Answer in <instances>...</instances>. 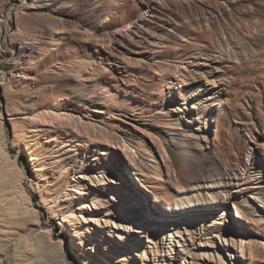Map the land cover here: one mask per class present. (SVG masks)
<instances>
[{
  "label": "rangeland",
  "instance_id": "1",
  "mask_svg": "<svg viewBox=\"0 0 264 264\" xmlns=\"http://www.w3.org/2000/svg\"><path fill=\"white\" fill-rule=\"evenodd\" d=\"M0 8V264H264V0Z\"/></svg>",
  "mask_w": 264,
  "mask_h": 264
},
{
  "label": "bare ground",
  "instance_id": "2",
  "mask_svg": "<svg viewBox=\"0 0 264 264\" xmlns=\"http://www.w3.org/2000/svg\"><path fill=\"white\" fill-rule=\"evenodd\" d=\"M32 7V6H31ZM34 7V6H33ZM3 8V7H2ZM2 8H0V14L2 13V11H1V9ZM34 12V11H33ZM58 12V11H57ZM61 14V13H60ZM93 14V13H92ZM2 15V14H1ZM89 15V14H88ZM88 15H86V20L88 19L89 20V17H88ZM92 15H90V18H92L91 17ZM94 16V15H93ZM97 16V15H96ZM88 17V18H87ZM95 17V16H94ZM41 20V19H40ZM52 26H54V27H56L57 26V24H58V22L57 21H55L54 19H50L49 21H48ZM66 23H67V21H65ZM71 24H76V25H78L79 27L83 24V22L82 21H80V20H74V22H70ZM49 25V24H48ZM3 26V25H2ZM42 26V25H41ZM85 26V25H84ZM47 29V28H46ZM50 29H52V28H50ZM81 29V28H80ZM1 30H2V28H1ZM95 33V32H94ZM100 35V34H99ZM40 37V36H39ZM43 39V38H42ZM41 39V40H42ZM39 40V39H38ZM89 42H90V44L94 47V46H96L97 45V43H102V44H105L106 42H108V39H106V38H98V37H90V39H89ZM22 45V44H21ZM32 47V46H31ZM27 48H29V47H27V46H21L20 47V49L18 50V52H17V54H16V56L12 59V61H13V63L15 62V64L13 65V69H15V71H16V69H18L19 67H20V62L23 60V57L27 54ZM36 48H37V46H36ZM33 49V48H32ZM31 49V50H32ZM36 51V50H35ZM34 52V51H33ZM33 53L31 52V55H32ZM31 59V58H30ZM21 63H23V62H21ZM24 63H25V60H24ZM79 64L81 65V67L83 68V70H86V69H90V70H92V63H91V61H90V59H89V57L88 56H86V55H83L82 57H81V60L79 61ZM60 65V64H59ZM21 68V67H20ZM19 70V69H18ZM13 71V70H12ZM11 72V71H10ZM23 73V72H22ZM82 71H80L78 74L80 75V76H82ZM92 73V72H91ZM14 73H11L10 75H11V77H13L14 75H13ZM17 74V73H16ZM19 74V73H18ZM37 78L38 79H42L43 78V76L42 75H37ZM82 78L84 79V80H86L85 79V77L84 76H82ZM69 80V79H68ZM40 83V82H39ZM90 89V88H89ZM83 92V91H82ZM97 98V97H96ZM127 104H124V106H126ZM121 113V112H120ZM189 121V120H188ZM210 125V124H209ZM174 138V137H173ZM173 140V139H172ZM171 140V141H172ZM175 144V143H174ZM172 145V144H171ZM187 150H189V151H191L190 149H187ZM197 152V151H196ZM174 153V152H173ZM191 153H195V152H193V151H191ZM213 160V159H212ZM214 166V165H213ZM199 167H205V165H200ZM196 171H197V169H194V174L196 173ZM203 171H205V169L203 170ZM2 174V171H1V169H0V175ZM5 174H7V173H5ZM9 175V174H8ZM200 175V174H199ZM218 175V174H217ZM103 176V175H102ZM104 177V176H103ZM8 178V177H7ZM179 178V180H181V178L180 177H178ZM210 178V177H209ZM208 179V178H207ZM9 180H11V179H9ZM12 180H13V178H12ZM183 181V180H182ZM13 182V181H12ZM10 185V184H9ZM4 187V186H3ZM3 198V197H2ZM28 200V199H27ZM86 202V201H85ZM84 202V203H85ZM137 202V201H136ZM135 202V203H136ZM28 203V202H27ZM144 204V203H143ZM205 204H200V203H198V204H195L194 202H191V203H189V204H187V205H179V204H175L174 205V207H171V209H172V212H174V214H173V216H176L177 218H180V219H190V218H192L193 216H196V215H198L199 213L198 212H200V213H205L206 211H208V210H211L210 209V207L209 208H207L206 206H204ZM219 205V204H218ZM225 205V204H224ZM80 206H81V204H80ZM85 208H87V205H83ZM202 206V207H201ZM220 206V205H219ZM28 207V206H27ZM215 207V206H214ZM213 207V208H214ZM225 207V206H224ZM45 208V207H44ZM212 208V209H213ZM223 209V208H222ZM25 210V209H24ZM30 210H31V208H30ZM30 212V211H29ZM10 213V212H9ZM3 214V213H2ZM4 216V215H3ZM211 216V215H210ZM69 218H73V219H84V217H82L81 216V212H73V213H71L69 216H68ZM198 217V216H197ZM62 218V217H61ZM4 219V218H3ZM179 220V219H178ZM66 221L67 222H69L68 221V219H66ZM188 221V220H187ZM5 222V221H4ZM96 222V221H95ZM63 229H65V230H68L67 228H66V226H64L63 227ZM70 230V229H69ZM68 230V231H69ZM63 234V233H62ZM51 237V236H50ZM53 238V237H52ZM125 239V238H124ZM52 240V239H51ZM54 240V239H53ZM57 240V239H56ZM60 240V239H59ZM38 241V239H36V242ZM55 241V240H54ZM81 241V240H80ZM39 242V241H38ZM126 243V242H125ZM33 244V243H32ZM31 244V245H32ZM36 244V243H35ZM38 244V243H37ZM62 244H64L63 242H61L60 243V246H62ZM30 245V244H29ZM28 245V246H29ZM84 245V244H83ZM35 246H37V245H35ZM34 246V247H35ZM38 246H40L39 244H38ZM27 247V246H26ZM41 247V246H40ZM36 248V247H35ZM86 248V247H85ZM84 248V249H85ZM126 248V247H125ZM29 249V248H28ZM43 249V248H42ZM35 250H37V249H35ZM63 250V249H62ZM19 251V250H18ZM29 251H30V249H29ZM28 251V252H29ZM126 251V250H125ZM35 252V251H34ZM18 253H20V251L18 252ZM32 253V251L30 252V254ZM64 253V252H63ZM31 255H34V254H31ZM23 256H25V255H23ZM62 256V255H61ZM108 256V255H107ZM63 257H64V255H63ZM62 258V257H61ZM105 258V257H104ZM60 260V259H59ZM63 260H65V259H63ZM63 260H60V263L61 262H63ZM127 261V260H126ZM125 261V262H126ZM19 262V261H18ZM21 262V261H20ZM22 263V262H21ZM20 263V264H21ZM107 263V262H106ZM65 264V263H64ZM83 264H89V263H87V260H85L84 261V263Z\"/></svg>",
  "mask_w": 264,
  "mask_h": 264
}]
</instances>
